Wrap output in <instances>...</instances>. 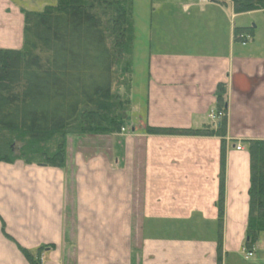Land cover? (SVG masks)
<instances>
[{
    "label": "crops",
    "instance_id": "crops-1",
    "mask_svg": "<svg viewBox=\"0 0 264 264\" xmlns=\"http://www.w3.org/2000/svg\"><path fill=\"white\" fill-rule=\"evenodd\" d=\"M54 1L0 0V48L22 46V9ZM161 4L149 16L146 101L134 133L88 135L64 168L0 163V264H30L20 247H44L43 264H264V246L244 252V141L264 140V43L242 45L235 30L253 12L236 14L230 0ZM213 108L226 114L225 138L146 132L215 128Z\"/></svg>",
    "mask_w": 264,
    "mask_h": 264
},
{
    "label": "trees",
    "instance_id": "trees-1",
    "mask_svg": "<svg viewBox=\"0 0 264 264\" xmlns=\"http://www.w3.org/2000/svg\"><path fill=\"white\" fill-rule=\"evenodd\" d=\"M230 1L236 14L264 12V0ZM136 4V0H56L42 9H22V46L0 48V163L20 160L64 168L67 137L107 134L128 124L130 114L114 86L122 59L127 58L123 71L131 72L137 40L146 36L148 42L149 26L139 25ZM152 9L149 6V13L143 9L144 19ZM235 31L238 41L239 34L251 36L254 29L236 27ZM219 95L223 107L224 91ZM146 132L225 138L227 119H221L216 128L147 127ZM244 143L251 170L244 246L251 249L264 246V140ZM223 194L221 188L220 220ZM20 249L30 264H43L44 247L34 252Z\"/></svg>",
    "mask_w": 264,
    "mask_h": 264
},
{
    "label": "rangeland",
    "instance_id": "rangeland-1",
    "mask_svg": "<svg viewBox=\"0 0 264 264\" xmlns=\"http://www.w3.org/2000/svg\"><path fill=\"white\" fill-rule=\"evenodd\" d=\"M162 1L163 2H160V0H136V3H137L136 5L138 8V16H139L138 20H139V25L141 27L144 23L147 26L148 21H149V14H148V17L144 19L143 9L146 7L147 13H149V6L150 8L151 6L153 7L154 2L159 3V4L161 3L164 4L167 0H162ZM171 1L172 3H174L178 0H171ZM42 3H44V1H42ZM54 3H56V1H54ZM37 4H40V3H37ZM162 10H164V8H162ZM139 12H140V15H139ZM144 13H146V11ZM236 25H242L245 27H253L254 25H256V28L254 29L255 30L254 38L251 37L247 39L249 42L248 47H256L259 43H262V44L264 43V12L253 11V13L249 16H243L239 19H236ZM241 37L245 38L249 36H241ZM145 38L143 40L138 39L136 43V48L134 46V53H133V56L131 57L132 66L130 65L131 72H127V70L123 71L127 58L122 59V61L119 63L116 69V82H115L114 90L119 92L118 94L122 97V100L124 101L126 105L125 108L128 110V114H130V118H128V124L124 125V127L120 128V130L111 131L110 133H107V134H88V135L110 136L112 137L113 140H115L116 136H119V137L127 136V135L130 136L132 133L135 132V130L132 129L133 128L132 123H137L138 121H140L138 114H141L145 101H146V84H145L146 79L145 77L147 76V59L145 58L146 57L145 52H147L146 50H148V42H145ZM248 42H244L241 44L246 45ZM88 135H74V136L67 137L65 166L67 165L66 164L67 161H69L67 159L68 153L71 154L70 156L72 158L75 152L79 150L82 151L83 150V148H81L83 147L82 141L83 139H86V138L88 139V137H91ZM72 143H74L75 147L74 146L72 147ZM16 144L18 145V143ZM68 147L71 150H68ZM94 149H98V146H95ZM14 151L16 152L17 150L15 149ZM2 163H7V162H2ZM136 230L138 231L136 232ZM135 232L140 233L139 228L137 226H136Z\"/></svg>",
    "mask_w": 264,
    "mask_h": 264
},
{
    "label": "built area",
    "instance_id": "built-area-1",
    "mask_svg": "<svg viewBox=\"0 0 264 264\" xmlns=\"http://www.w3.org/2000/svg\"><path fill=\"white\" fill-rule=\"evenodd\" d=\"M205 1H211V0H205ZM220 115H221V113H219L218 115L212 113L210 116H211L212 119H216V118H218ZM250 255H251V253H250Z\"/></svg>",
    "mask_w": 264,
    "mask_h": 264
}]
</instances>
